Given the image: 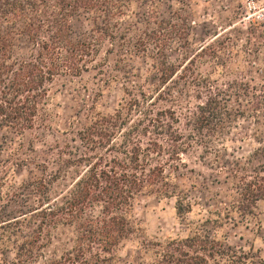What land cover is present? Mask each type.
Segmentation results:
<instances>
[{
	"label": "trees",
	"instance_id": "obj_1",
	"mask_svg": "<svg viewBox=\"0 0 264 264\" xmlns=\"http://www.w3.org/2000/svg\"><path fill=\"white\" fill-rule=\"evenodd\" d=\"M136 1L145 5L142 13L133 0H0V133L20 139L35 130L59 132L52 96L84 75L92 74L98 91L119 85L120 92L110 112L93 100L81 105L61 132L78 147L55 146L51 168L38 165L33 180L16 182L21 153L3 159L0 141V264H123L119 251L132 240L139 253L130 264H264L260 251L226 246L206 229L236 218L260 225L264 0H250L245 27L243 18L232 22L237 14L223 18L198 46L184 1L170 5L167 17L161 0ZM81 17L91 28L78 39L72 23ZM172 52L180 61H171ZM176 82L183 91L174 92ZM182 97L185 104L176 106ZM242 121L251 124L249 134L238 131ZM246 140L250 152L236 156L233 144ZM194 145L236 181L231 201L206 211L184 237L145 238L133 214L138 196L174 200L182 220L192 211L177 178ZM27 196L31 206L8 216L9 203L19 198L24 208Z\"/></svg>",
	"mask_w": 264,
	"mask_h": 264
},
{
	"label": "rangeland",
	"instance_id": "obj_2",
	"mask_svg": "<svg viewBox=\"0 0 264 264\" xmlns=\"http://www.w3.org/2000/svg\"><path fill=\"white\" fill-rule=\"evenodd\" d=\"M181 0H161L159 12L162 17H167L169 6H174ZM187 4V13L190 24L191 43L198 46L203 40L209 38V35L218 29L217 22L223 21V18H230L233 14L239 15L242 19V26H246L249 18L252 16L250 10L253 5L250 0H182ZM238 1L241 3V9L238 8ZM132 8L139 13L145 9V5L139 1L133 0ZM226 26V25H225ZM240 26V25H239ZM91 23L84 17L74 19L72 23L73 36L83 38L89 34ZM231 37L234 36L232 28L226 32ZM171 61H180L179 54L172 52ZM226 59L223 56V60ZM237 60L233 57V61ZM131 65L139 70L143 67L142 60L135 58ZM90 75H84L74 84L60 87L58 92L52 96V108L55 117V130H35L27 132L22 138L14 137L12 134L0 133V141L3 143V152L1 157L6 159L13 151H19L18 165L13 167V174L17 183L33 180L40 176L38 165L48 163L49 168L51 160L54 157L53 149L55 146L69 143L70 147H78V143L70 140L71 135L65 136L64 132L68 128L70 117L73 116L82 104L93 102L103 112L112 111L120 98L118 90L119 85L112 86L110 89L98 91L95 81ZM255 81L259 82L256 75ZM213 78L218 79L216 75ZM174 92L183 91L181 83L176 82L172 85ZM186 97L177 98L176 106L185 104ZM190 104H195L189 100ZM173 105V106H175ZM168 106V104H165ZM239 132L241 135L249 134L251 124L247 121L239 123ZM239 138V137H238ZM236 156L246 155L250 152L253 144L246 140L236 141L233 144ZM239 147V150H236ZM241 148V149H240ZM185 168L180 170L182 176L177 178V183L185 192L193 204L192 211L182 220L174 209V200H159L151 196L140 195L136 198L133 207L135 220L143 229V235L150 240L184 237L199 227L207 216L206 211H214L221 204H228L233 195L236 181L227 177V171H218V165L214 161L202 157L201 148L193 146L189 155L182 157ZM24 194V193H22ZM27 205L23 208L19 198L12 200L7 207L8 216L18 215L19 210L26 211L31 206V199L27 196L25 199ZM260 225L255 223L243 222L236 218V223H224L218 230L206 227L210 235H215L223 240L226 246L234 249H243L245 251H260L264 256V203L258 204L255 211ZM137 240H132L121 248L119 255L123 264H130L137 260L138 251L136 249ZM11 255L7 254L10 260Z\"/></svg>",
	"mask_w": 264,
	"mask_h": 264
}]
</instances>
